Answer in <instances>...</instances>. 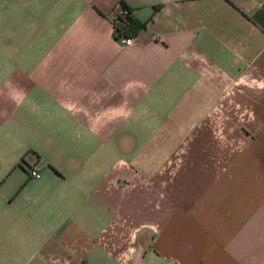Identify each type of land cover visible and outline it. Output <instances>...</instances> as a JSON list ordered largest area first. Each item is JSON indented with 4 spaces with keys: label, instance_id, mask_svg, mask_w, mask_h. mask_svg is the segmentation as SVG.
Listing matches in <instances>:
<instances>
[{
    "label": "crops",
    "instance_id": "crops-1",
    "mask_svg": "<svg viewBox=\"0 0 264 264\" xmlns=\"http://www.w3.org/2000/svg\"><path fill=\"white\" fill-rule=\"evenodd\" d=\"M263 4L0 0V264H264Z\"/></svg>",
    "mask_w": 264,
    "mask_h": 264
},
{
    "label": "trees",
    "instance_id": "trees-1",
    "mask_svg": "<svg viewBox=\"0 0 264 264\" xmlns=\"http://www.w3.org/2000/svg\"><path fill=\"white\" fill-rule=\"evenodd\" d=\"M118 9H124L127 11V14L123 17L118 16L115 13L112 20L113 26V37L114 38H130L134 35L135 31L143 27L144 24L135 23L127 8H125L122 4L118 5ZM153 10H157V8H153ZM254 26L258 27L260 31L264 35V4L258 9L249 19Z\"/></svg>",
    "mask_w": 264,
    "mask_h": 264
},
{
    "label": "rangeland",
    "instance_id": "rangeland-1",
    "mask_svg": "<svg viewBox=\"0 0 264 264\" xmlns=\"http://www.w3.org/2000/svg\"><path fill=\"white\" fill-rule=\"evenodd\" d=\"M220 104H223L222 102H220ZM232 106V104H230L229 99H226V105H218L216 106L207 116H206V124L208 122H211L212 124H215L219 121H223L224 120V116H225V106ZM227 116V115H226ZM240 118V117H239Z\"/></svg>",
    "mask_w": 264,
    "mask_h": 264
},
{
    "label": "built area",
    "instance_id": "built-area-1",
    "mask_svg": "<svg viewBox=\"0 0 264 264\" xmlns=\"http://www.w3.org/2000/svg\"><path fill=\"white\" fill-rule=\"evenodd\" d=\"M116 14L120 17H123L124 15L127 14V11L124 9H118V11L116 12ZM115 16V15H114ZM114 18V17H113ZM125 45H131L132 44V40L131 39H124L123 40ZM28 176L29 178H33L36 179L38 178V173H37V169L35 167H32L28 170Z\"/></svg>",
    "mask_w": 264,
    "mask_h": 264
}]
</instances>
